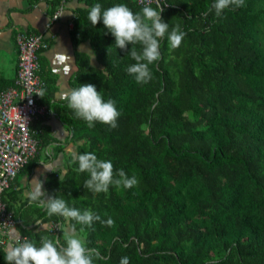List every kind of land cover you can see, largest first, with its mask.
I'll return each mask as SVG.
<instances>
[{
  "label": "trees",
  "instance_id": "trees-1",
  "mask_svg": "<svg viewBox=\"0 0 264 264\" xmlns=\"http://www.w3.org/2000/svg\"><path fill=\"white\" fill-rule=\"evenodd\" d=\"M43 1L50 17L60 0ZM74 1L69 35L73 44L86 41L91 51L76 52L70 89L95 85L105 101L115 102L117 126L94 122L89 128L63 99L50 101L47 79L38 100L55 113L65 137L32 134L37 117L29 132L36 150L39 142L53 143L56 152L73 146L62 172L48 175L47 197H62L70 207L114 221L112 227L94 222L83 232L76 225L101 257L93 264H119L124 256L129 264H264V0H244L219 16L209 11L215 0H162L160 15L169 32L179 24L185 36L173 49L165 33L146 84L126 71L135 63L127 54L132 45L116 48L102 19L93 26L87 18L96 3L102 11L124 3L133 13L145 6L136 0ZM11 83L0 75V90ZM86 152L111 161L114 174L123 169L138 184L110 185L98 194L85 189L88 173L77 172L71 157ZM15 174L1 192L10 212L5 194ZM32 212L44 227L26 230L12 218L15 229L37 246L41 236L55 239L61 225L75 224L39 207ZM4 253L0 247V264H7Z\"/></svg>",
  "mask_w": 264,
  "mask_h": 264
},
{
  "label": "clouds",
  "instance_id": "clouds-1",
  "mask_svg": "<svg viewBox=\"0 0 264 264\" xmlns=\"http://www.w3.org/2000/svg\"><path fill=\"white\" fill-rule=\"evenodd\" d=\"M243 2L244 0H215L209 11L214 10L219 16L229 6L241 7ZM162 11L159 3L157 8L145 6L136 13L124 3H117L103 11L101 4L96 3L88 10L87 18L90 23L95 26L102 19L104 27L115 38L116 48L125 50L128 45H132L127 54L135 63L129 65L126 71L134 77L137 84H146L152 79L149 65L160 59V40L164 38L165 33H168V41L173 49L180 46L185 36L179 24L172 26L169 32V24L162 21ZM136 45L140 46L139 50ZM93 58L94 53L91 60ZM40 77L43 78L41 75ZM35 94L43 98L45 93L41 89ZM62 99L75 117L85 121L89 128L94 126V122L112 128L117 126L116 121L120 113L115 107V102L112 99L105 101L93 84L66 89L62 93ZM71 162L78 164L77 172L88 173L89 178L84 181L83 187L93 193L107 192L110 185L129 189L138 184L137 178L127 176L123 169L114 174L112 162L99 159L92 152L72 153ZM28 183L30 188L25 192V197L29 207L35 205L45 210L49 217H63L66 221H75V224L69 223L67 227L61 225L62 241L59 236L55 239L47 235L41 236L40 246H37L34 240L17 235L14 242L5 249L4 259L7 264H93L95 259H101L99 253L87 247L85 240L78 235L76 225H81L80 231L83 232L84 227L91 228L94 222L112 227L114 221L111 218L102 220L100 215L90 209L81 211L70 207L65 199L56 195L45 199L43 184L36 177ZM119 264H129V258L122 257Z\"/></svg>",
  "mask_w": 264,
  "mask_h": 264
},
{
  "label": "crops",
  "instance_id": "crops-1",
  "mask_svg": "<svg viewBox=\"0 0 264 264\" xmlns=\"http://www.w3.org/2000/svg\"><path fill=\"white\" fill-rule=\"evenodd\" d=\"M74 6L75 1L68 0L61 14L56 19L51 20L47 16V5L43 0L36 2L0 0V75L5 78H13L17 60L13 40L15 30L40 31L47 41V47L40 50L38 54L39 74L45 81L50 80V84L53 86V90L49 93L50 101L61 100L63 91L70 89L69 78L76 70V52H90L86 41L73 44L69 35L71 8ZM37 120L42 125L39 128L35 127ZM31 126L32 134L41 135V139L44 135L54 136L57 141L63 140L65 137L64 127L54 112L35 118ZM39 143L35 155L18 169L5 194L12 215L18 219L15 221L24 223L26 230L29 228L36 230L45 226L44 223H39V219L32 212L36 206L29 207L28 205L25 197V192L30 188L28 181L34 177L38 178L42 182L43 191L46 194L45 182L48 175L55 172L61 173L65 154L73 150V146L66 145L61 151L56 152L53 143ZM46 198L47 194L45 195ZM28 219H34V221L28 222ZM15 230L25 236L18 231L19 229Z\"/></svg>",
  "mask_w": 264,
  "mask_h": 264
},
{
  "label": "built area",
  "instance_id": "built-area-1",
  "mask_svg": "<svg viewBox=\"0 0 264 264\" xmlns=\"http://www.w3.org/2000/svg\"><path fill=\"white\" fill-rule=\"evenodd\" d=\"M60 0L50 15L56 19L62 10ZM141 6L158 4L162 0H136ZM17 52L16 68L12 84L0 90V247L13 243L15 237L25 236L16 232L10 211L5 209L1 192L8 185L15 172L31 158L36 151V141L30 135L29 123L35 117L50 112L39 102L37 93L45 86L38 74V54L47 47L42 32H15ZM54 226V224H51Z\"/></svg>",
  "mask_w": 264,
  "mask_h": 264
},
{
  "label": "rangeland",
  "instance_id": "rangeland-1",
  "mask_svg": "<svg viewBox=\"0 0 264 264\" xmlns=\"http://www.w3.org/2000/svg\"><path fill=\"white\" fill-rule=\"evenodd\" d=\"M66 227V226H65ZM79 235V234H78ZM80 236V235H79ZM59 237H61V239H62V232L60 233V235H59ZM81 237V236H80Z\"/></svg>",
  "mask_w": 264,
  "mask_h": 264
}]
</instances>
